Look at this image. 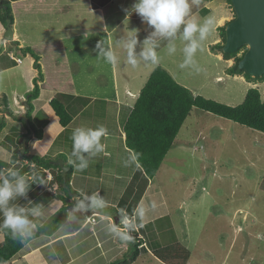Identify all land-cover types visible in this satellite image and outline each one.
I'll list each match as a JSON object with an SVG mask.
<instances>
[{
	"label": "rangeland",
	"instance_id": "374dc122",
	"mask_svg": "<svg viewBox=\"0 0 264 264\" xmlns=\"http://www.w3.org/2000/svg\"><path fill=\"white\" fill-rule=\"evenodd\" d=\"M80 2L86 7L84 1ZM90 3L99 10L91 14L87 10L84 11L85 18L81 23L77 8L73 6L68 13L36 15L34 11L20 10L15 16L17 22L23 24L19 27L20 30L32 39L40 37L43 42L55 41L56 36L62 34V30L52 29L46 32L43 28L56 24L63 26L60 22L64 20L71 22L75 30L78 26L86 27L90 24L96 27V30L86 32L85 36L81 35L79 38L80 34H76L64 40L63 46L65 54L69 57L72 82L78 90L79 87H92L90 96L94 95L95 98L89 102L84 112L92 121L101 120L99 118L102 117L104 103L102 92L113 97L115 85L117 100L122 104L127 102L130 106L118 114L117 119L123 121L135 100V96L129 93L137 94L151 70L157 65L139 60V66L133 68L128 65L126 53L119 46V42L132 29H138L137 37L140 43L136 47L137 53L140 52L145 39L133 18L134 14L129 16L124 11H131L135 0H90ZM195 5L208 7L209 11L206 15L195 13L193 16L200 20L212 18L215 21L209 38L204 42L203 50L196 55L202 71L197 73L191 67H179L183 62L180 50L183 42L179 39V34L175 40V53L169 54L166 51L167 41L158 49L161 57L158 65L194 95L199 94L224 104H239L250 87H257L262 91L263 80L249 81L244 76L227 74L226 67L230 66L234 59H223L219 51H212L210 48L220 40L218 27L234 16L231 5L227 0H199ZM101 22L103 26L100 25ZM98 41H103L106 47L114 51L117 56L114 65L98 59V50L95 47ZM241 53L242 50L237 56ZM14 55L23 58L22 54L17 52ZM113 68L114 79L111 76ZM64 99L69 100V97L64 96ZM105 112L110 116L111 111ZM40 117L42 122L45 121L38 124L43 129L48 118L42 111ZM46 134L49 135V130ZM126 157L127 162L123 159V165L130 166L125 170H129L128 172L122 174L126 166L118 168V164L108 167L110 171L105 168L107 172L116 170L115 172L121 175L119 180L117 179L119 186L126 183V174L130 173L136 164L130 155L128 157L126 154ZM102 160H105L104 156ZM106 161H110V157H106ZM105 174L103 177L107 178ZM152 183L164 197L165 205L159 208L167 211L171 222L163 219L157 225L144 227L146 246L140 250L132 264H167L150 251L151 248L158 249L162 244L166 247L171 245L169 252H176L178 249L184 254L186 250L189 255L185 264H264V133L192 107L152 178ZM52 184L53 180L47 183L54 191ZM39 187L43 188L44 185ZM132 190L131 186L124 196L128 200L136 192ZM108 210L116 212L111 206ZM168 224H172V228ZM165 229L166 235L163 233ZM158 232L166 236L163 237L165 241L162 244L157 242ZM127 250L128 246L123 250L117 249L112 255H102L96 263L108 264L121 258ZM160 254L164 258L168 256L166 249H162ZM179 261L180 259H177L173 262L177 264Z\"/></svg>",
	"mask_w": 264,
	"mask_h": 264
},
{
	"label": "crops",
	"instance_id": "0c3cea01",
	"mask_svg": "<svg viewBox=\"0 0 264 264\" xmlns=\"http://www.w3.org/2000/svg\"><path fill=\"white\" fill-rule=\"evenodd\" d=\"M16 1L30 3L31 0H11L12 3ZM65 10L66 9L64 7L60 14L65 12ZM96 10L98 11L99 9L97 7L91 6L90 0H87V12L90 14L96 13ZM84 18L85 17H83V15H80V23ZM22 20L24 22L26 21V19ZM60 23L63 24V26L58 24L47 27L45 26L43 31L47 32L52 29L53 31L62 30V34L56 36V40L62 41L63 44L64 40L69 36L80 34L78 36L80 38L81 35H87L86 31L91 32L96 30V27L92 26L91 24L90 26L87 25L86 27L78 26L77 30H75L73 24L67 20H64ZM83 23H85V20ZM103 23L101 22L100 25L103 26ZM22 25L17 22V17L15 16L13 23L11 24L13 39L11 41H6L3 37L5 26L0 23V118L4 121V126L0 130V155H2L6 150L12 151L17 148L18 142L20 140L22 141L23 139H20V136L27 132V126L21 121L20 116L24 112L25 94L33 87V78L37 75V70L33 67V58L29 54L22 55V58L20 55L15 56L14 53L17 52L21 54V52L18 51L19 47L37 45L47 42V40L43 42L40 37L36 39L30 38L26 32H23V30L19 29V27H22ZM10 54L16 58H20V61L16 62L15 60L11 59ZM66 58L69 64V57L67 55ZM112 70L111 76L114 79V68ZM92 75L95 76V74ZM241 76L242 75H239V77ZM38 84H41V81H39ZM73 87L76 95L89 97L92 101L94 100L95 96H90L92 93L91 86L85 89H83V87H79L78 90L76 89V86L73 82ZM114 91L113 97L106 96V93L101 91L102 102H104L102 103V117L99 118L101 120L97 119L96 121H92V119L87 117V115H84L87 105L89 104L88 103L81 108V111L72 118L71 122L66 127H61L58 118L52 116L51 113L45 109L48 102L55 95V91L41 88L38 96L31 101L33 106L30 114L31 121L35 124L37 129H41L38 125L41 123H39L37 120L40 117V112L42 111L43 115L48 114L50 117L47 116L48 124L46 123L43 129H41L42 132L40 138L33 137L32 132H29L28 137L31 138L28 142L30 145L28 152H37L40 156L51 157L54 159L52 161L56 165L57 160L62 161L63 165L66 167L64 168L65 173L69 172L68 183L70 189L72 190H69L71 199H73V197H79L81 191L87 194L98 191L105 199L108 207L111 206L113 209H119L120 198L126 195L129 188L132 186V192L137 191L138 185L141 181V175L140 171L138 170V164H134L133 170L126 174L128 177L126 179V183L122 186H119L117 181L121 175L117 174L115 172L116 170L107 172L110 171L107 169L108 167H113L117 164L118 168L126 166L127 164L123 165V159H125L127 162L126 154L128 157L129 155L132 156V152L126 147L124 143L122 121L117 119L118 114H120L122 111H126V107L130 106L127 104V102L122 104V102L117 100V87H115V85ZM126 93L129 92L126 91ZM129 94L133 97L135 96V98L138 95V93L135 95L132 93ZM3 96L6 98L5 103L2 101ZM107 103H109V105H106ZM8 110L11 112H8ZM105 110L111 111L110 116H107V112H105ZM99 125L106 127L109 133L108 136L102 138L101 142L106 144L107 150L111 153V156H109L110 161H106L105 156V160H102V154H97L96 156L85 154L86 158L89 159V167L83 172H77L75 168L67 164V155L70 154L72 147V132L75 128L80 126L94 128ZM47 130H49V135L46 134ZM113 130H115V133H113ZM58 139L59 143H57ZM129 162L128 164L130 165ZM3 163H6V166H3ZM12 165L13 164L10 162L0 161V177H2L4 173L8 172ZM57 166L58 168L43 170V179L45 182L49 183L50 178H53V174H56L58 170L61 169L59 165ZM127 167L129 168L130 166H126L122 174L129 171H125L127 170ZM33 172L34 171H31L25 174V176L30 178ZM105 172L107 173L105 174ZM104 174L107 176V178L103 177ZM137 176H139V178L136 179ZM152 178L148 180L132 215H128L134 223L136 222L135 210L141 201H143L146 205L150 204L151 202H155L156 204L155 209L149 213L148 219L144 224L151 222L156 218L166 215L170 216L167 214V211L159 208V206L165 205V200L158 187L155 189L152 183ZM30 181L31 179H29V183ZM47 183L44 184L43 188L39 187L41 184H34V186L26 193V196L17 197L10 202V206H15L18 208L22 207L25 209H29L36 204L42 205L43 215L39 218H33L37 223V226L45 223L61 205V201L54 198V195L58 192L54 183L52 184L54 191L50 189L51 186H48ZM74 207L75 203L68 209L66 219L52 234L37 235L36 241L31 247L24 248L22 246V248L19 249L6 262V264H97L96 262L102 258V255H107L108 253L112 255L117 249H126V244L114 239L107 232L108 225L118 222L116 212L114 213L113 210L109 211L108 207L99 210H90L87 213L72 212ZM70 215L75 219L69 221L68 217ZM2 220L3 216L0 214V222H2ZM61 229H64L67 232H79L77 235H71L62 233ZM131 231L138 232L130 229V232ZM2 240L3 235L0 228V242Z\"/></svg>",
	"mask_w": 264,
	"mask_h": 264
},
{
	"label": "trees",
	"instance_id": "16d2710c",
	"mask_svg": "<svg viewBox=\"0 0 264 264\" xmlns=\"http://www.w3.org/2000/svg\"><path fill=\"white\" fill-rule=\"evenodd\" d=\"M80 1H84L86 7ZM227 2L231 5L230 0H227ZM71 6L77 8L79 16L83 15L84 11L87 10V0H31L30 3L20 1L12 3L9 0H0V23L5 26L9 19L12 24L15 14L19 13L20 10L34 11L36 15H49L61 12L64 7L66 9L65 13H68ZM208 11L209 9L203 5L193 4L192 6V14L200 13L201 15H206ZM133 14L138 28L145 38L148 37L153 29L142 22L138 14L132 12ZM226 24L227 22L218 27L220 40L210 46L211 50L219 51L223 59H234V62L226 67L227 74L242 75L249 81L251 79L264 81V73L261 76L252 77L244 70L238 68L237 63L243 56L246 46H242L232 53L222 52ZM163 43L165 41H162L161 45ZM241 50L242 53L237 56ZM18 51L22 55L29 54L33 58V67L37 70V75L33 78V87L25 94V104L28 106L26 112L27 123L21 119L27 126V132L20 136V139L26 138V148L22 154H19L22 149V141L19 139L18 147L14 149V159L10 162L13 164L10 169L18 170L22 175L36 171L43 178L44 169L58 168V166L54 164L52 161L54 159L51 157L40 156L37 152H28L30 148L28 142L31 138L28 137L29 132H32V136L36 138H40L42 132L41 129L36 128L34 123L32 124L30 114L33 106L31 101L38 96L41 88L54 90L55 95L48 102L45 109L52 116L58 118L61 127H66L72 118L81 111V108L91 101V98L75 94L62 41L49 40L42 44L27 45L19 47ZM39 81H41V84H38ZM64 96L69 97V100L64 99ZM2 101L6 102L4 96L2 97ZM192 107L264 133V87L262 91L257 87H250L246 90L244 98L239 104L228 105L199 94L194 95L187 87L176 82L162 66H155L139 90L128 115L122 121L124 143L132 154H136L139 159L138 170L140 171L141 181L137 191L129 201L128 198H120V208L115 209L118 219L117 223L121 219V210L124 209V213L129 216L132 215L148 180L155 175ZM8 112L11 111L8 110ZM45 115L50 117L48 114ZM37 120L39 123H42L41 117ZM3 126L4 121L0 118V130ZM3 166H6V163H3ZM7 175L8 172L4 173L3 176ZM68 178L69 172L63 174L61 169L56 174H53L51 180H53L55 188L59 190L54 195V198L60 200L61 205L45 223L37 227L36 236L39 234H52L66 219L68 209L75 203L69 195V190H72L69 187ZM34 184L36 183L30 181V189ZM163 219L171 222L169 216L166 215L144 224L138 232H130L135 237V243L127 245V253L121 258L110 261L108 264H132L138 257L140 250L146 245L144 227L147 225H157ZM168 226L172 228V224H168ZM166 231L167 229L163 231L165 235ZM1 233L3 240L0 242V261L6 264L22 246L13 240L6 230L1 228ZM163 233H157L158 244H162L165 241L163 237L166 236H163ZM169 247L171 245L166 247L162 244L157 247L158 249L154 250L151 248V251H153V254L157 258H160V260L167 264H176L173 261L177 259H180L179 262L185 264L189 255L188 252L185 249L184 254H181L182 251L178 249H176V252L173 250L169 252ZM162 249H166L167 258L161 256L160 251Z\"/></svg>",
	"mask_w": 264,
	"mask_h": 264
},
{
	"label": "clouds",
	"instance_id": "9594fccd",
	"mask_svg": "<svg viewBox=\"0 0 264 264\" xmlns=\"http://www.w3.org/2000/svg\"><path fill=\"white\" fill-rule=\"evenodd\" d=\"M197 3L198 0H135L131 11L127 9L124 11L129 16L132 12L138 14L142 22L151 26L153 31L144 39L139 53L136 52V47L140 43L137 37L138 29L128 31L126 37L119 42L120 48L126 53L128 65L136 68L139 66V60L146 64L158 65L161 61L158 52L161 42L167 41L166 51L173 54L177 51L175 40L179 34V39L183 42V47L180 49L183 54V62L179 67H191L194 72H201L202 69L196 60V55L203 50L204 42L209 38L215 21L212 18L200 20L193 16L192 6ZM105 29L107 30V28ZM95 47L98 50V59H103L105 63L112 65L117 62L114 51L106 47L103 41H98ZM108 135V130L103 125L94 128L85 126L75 128L71 136L72 147L70 154L67 155V164L75 168L77 172H83L89 167V159L85 154L111 156L106 144L101 142L102 138ZM13 159L14 150H6L0 155V161L11 162ZM131 160L139 164L136 154L131 156ZM29 179L34 183L45 184L44 179L36 171L28 178L18 170L10 169L7 176L0 177V214L3 216L0 228L6 230L11 238L24 248L31 247L36 241L38 226L33 218L43 215V206L36 204L25 209L10 206V202L17 197L26 196L30 190ZM73 200L75 207L72 212L87 213L90 210L104 209L107 206L105 199L98 191L91 194L81 191L80 196L73 197ZM155 207V202L146 205L141 201L135 210V223L121 210L119 223L114 222L108 225L107 232L114 239L126 245L135 243V237L130 234V229L138 231L142 228L149 213ZM68 219L72 221L75 218L70 215ZM61 232L77 235L79 231L67 232L61 229ZM0 264L3 262L0 261Z\"/></svg>",
	"mask_w": 264,
	"mask_h": 264
},
{
	"label": "water",
	"instance_id": "95a60500",
	"mask_svg": "<svg viewBox=\"0 0 264 264\" xmlns=\"http://www.w3.org/2000/svg\"><path fill=\"white\" fill-rule=\"evenodd\" d=\"M234 17L225 25V40L222 52L232 53L242 46L246 50L238 61L239 69L244 70L252 77L264 73V0H230ZM6 41L13 39L11 21L8 19L3 35ZM28 106L24 103V112L20 116L27 123L26 112ZM26 148V139H22V150ZM65 173L66 168L61 160L56 161Z\"/></svg>",
	"mask_w": 264,
	"mask_h": 264
},
{
	"label": "built area",
	"instance_id": "2783aa9c",
	"mask_svg": "<svg viewBox=\"0 0 264 264\" xmlns=\"http://www.w3.org/2000/svg\"><path fill=\"white\" fill-rule=\"evenodd\" d=\"M10 58L13 59V60H15L16 62L20 61V58H16L12 54H10Z\"/></svg>",
	"mask_w": 264,
	"mask_h": 264
}]
</instances>
